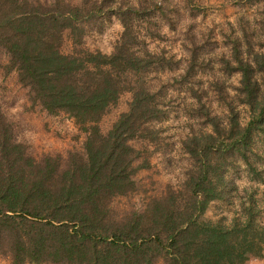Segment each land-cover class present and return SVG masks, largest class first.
Instances as JSON below:
<instances>
[{
  "label": "trees",
  "instance_id": "16d2710c",
  "mask_svg": "<svg viewBox=\"0 0 264 264\" xmlns=\"http://www.w3.org/2000/svg\"><path fill=\"white\" fill-rule=\"evenodd\" d=\"M162 14L158 2L0 0L6 74L16 73L32 105L72 120L84 136L81 152L36 159L0 115V256L11 264H241L242 255L264 251L254 191L239 196L228 175L239 162L262 181L252 163L259 159L254 134H264V36L254 51L244 32L232 63L221 61L227 73L240 74L234 99L248 108L247 124L231 100L221 119L194 95L208 129L181 143L191 162L183 184L139 211L112 208L136 190L135 175L150 166L148 147L160 142L155 124L164 117L165 92L151 76L178 70V61L149 52L140 32ZM110 18L123 29L112 51L85 48L87 33ZM65 34L69 53L62 51ZM124 92L131 94L127 111L103 134L99 122ZM236 197L229 223L203 220L210 203L235 204Z\"/></svg>",
  "mask_w": 264,
  "mask_h": 264
},
{
  "label": "rangeland",
  "instance_id": "374dc122",
  "mask_svg": "<svg viewBox=\"0 0 264 264\" xmlns=\"http://www.w3.org/2000/svg\"><path fill=\"white\" fill-rule=\"evenodd\" d=\"M66 1L78 5L82 0ZM125 1L133 5L140 1L161 4L162 16L156 15L149 20L150 25H142L140 37L149 52H164L178 61V70H165L151 76L158 79L152 83H160L165 92L164 117L155 124L162 130L160 142L148 147V151L152 152L148 155L150 166L135 175L136 190L113 200L112 208L117 213L144 209L150 200L163 196L167 188H177L185 181L191 162L182 150L181 143L192 131L208 129L203 124L201 114L195 111L197 103L194 95H199L200 102L211 115L221 119L227 116L226 101L231 100L239 112L241 124H247L250 119L248 108L234 99L240 74L227 73L221 61L232 63L231 48L233 43H245L244 32L254 44V51L259 50L255 44L262 41L264 36V0ZM146 27L155 35L154 38L146 36ZM122 30L120 23L110 18L98 29L87 33L84 46L91 51L109 53ZM246 47H243V51H246ZM62 51H71L67 34ZM6 64L7 58L0 53V115L11 126L14 139L27 145L29 153L36 159L43 155L65 156L67 152H81L84 136L72 120L63 115L48 116L38 106L32 105L27 98V91L17 83L16 73L6 74ZM130 101L131 94L124 92L117 104L102 117L99 128L103 134L109 131L121 113L127 111ZM254 139L259 159L252 165L259 169L262 181L247 174L239 162L229 170L228 175L238 187L239 196L246 191H254L260 210L258 222L264 227V134H254ZM238 201L236 197L235 204L210 203L203 220L217 222L224 219L229 223L237 212ZM0 264L11 263L0 256ZM241 264H264V251L258 256L242 255Z\"/></svg>",
  "mask_w": 264,
  "mask_h": 264
}]
</instances>
